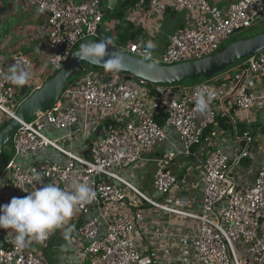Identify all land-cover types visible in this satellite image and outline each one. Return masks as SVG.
Returning a JSON list of instances; mask_svg holds the SVG:
<instances>
[{
    "label": "built area",
    "instance_id": "obj_1",
    "mask_svg": "<svg viewBox=\"0 0 264 264\" xmlns=\"http://www.w3.org/2000/svg\"><path fill=\"white\" fill-rule=\"evenodd\" d=\"M27 1L30 10L46 16L43 26L46 40L40 41L38 47L52 74L62 68L80 43L100 37L105 16L102 0ZM171 1L178 10L188 12V22L169 36L168 48L160 57L151 53L150 61L164 65L210 56L241 31L251 29L259 21L264 22V0H239L226 9L210 0ZM154 5L159 7L161 3L156 0ZM42 6L46 10L40 13L38 10ZM2 47L0 41V50ZM125 49L146 59V46L142 41L132 42ZM30 62L27 55L15 60L17 66L25 69ZM239 66L264 77V50L249 56ZM78 69L81 81L67 83L54 105L21 121L11 140L14 154L0 174V193L2 188L9 187L19 190L24 197L29 194L27 191L42 188L49 182L65 191L71 190L75 182H86L96 192V197L76 208L82 214L79 235L86 242L80 258L91 259L92 264H141L144 250L139 246L140 236L147 234L150 246L154 245L153 239H160L162 227H153L141 212L134 210L137 201L162 213L179 214L187 221L196 222L195 229L182 234L176 257L186 259L188 264H264V164L260 165L255 178L241 180L232 174L230 151L217 143L200 163V207L190 209V202L183 199H161L182 189L180 179L170 170L171 162L178 155L192 156L206 130L217 124L222 112H249L263 107L264 83L259 90H251L244 84L246 75L239 73L235 75L238 84L214 85L209 80L211 77L193 85H179L182 90L179 94L145 99L126 85L120 72L94 71L83 65ZM230 70L223 71L225 80L233 79L228 74ZM8 73L0 63V128L15 117L21 103L22 90L5 78ZM27 84L32 90L40 86H35L31 78ZM139 84L146 86L147 82L140 79ZM203 86L214 87L217 94L208 111L200 114L195 110V101ZM225 94H230L226 108L218 103ZM84 108L116 112V121L107 133L91 141L90 158L75 154L62 144L63 140L73 138ZM159 116H163V124L159 123ZM44 129L62 133L53 137ZM97 129L93 122L85 121L86 138ZM168 129L177 133L181 148L168 150L157 159L153 187L160 198L156 199L141 192L124 172L139 166L146 149L168 140ZM244 135L252 139L248 132ZM48 149L62 152L66 160L42 165L26 164L23 160L27 154H41ZM238 151L243 158L253 156L250 150ZM254 171L255 168L249 166L246 174L252 175ZM2 204L6 202L0 195ZM180 234L175 230L172 236ZM51 236L52 232L44 240H33L24 249H16L9 236V245L0 241V264H43L34 245L47 244ZM190 250L194 256L185 258Z\"/></svg>",
    "mask_w": 264,
    "mask_h": 264
},
{
    "label": "crops",
    "instance_id": "obj_2",
    "mask_svg": "<svg viewBox=\"0 0 264 264\" xmlns=\"http://www.w3.org/2000/svg\"><path fill=\"white\" fill-rule=\"evenodd\" d=\"M120 1L121 0L118 1L109 15L105 13L100 29V37L97 39L101 38V33L108 34L110 36L109 41H111L112 44L123 48H127L130 43L135 41H142L146 46L147 42L151 40L156 44V48L151 51L152 55L160 57L168 48L169 36L188 22L187 13L178 10L172 4L171 0H158L161 3L159 7H155L154 5L156 0H151L147 7L143 0L137 3H134L135 0H124L123 5H127V8L123 9L120 13H115L114 10L119 6L118 4H120ZM237 1L239 0H210V2L223 9H226L230 4ZM103 2V8L107 10L109 0H107V2L103 0ZM20 5L22 6H14L12 2L6 5L3 0H0V9L3 10L0 19L6 17L5 20L8 21L10 19L8 18L9 16L15 19L14 26H12L13 35L9 34L5 41L0 39L3 45L0 50V63L10 70L13 66H17L15 63L17 57L21 55L29 56L32 69L29 70L27 67V70L31 73V81L34 82L35 86L41 85L53 75L51 69H49L46 58L42 56L41 49L38 47L40 41L45 42L46 40L43 29L46 23V16L30 10L25 1ZM239 65L240 64L234 66L237 71L232 75V80L231 78L224 79L225 72L213 76L212 79H206L212 81L211 83H214V85H222V83L228 82L238 84L235 75L243 73V76L246 75L244 84L247 85L249 89L257 91L262 88L264 77L261 74L247 72ZM124 75L125 74L122 75L121 79L126 85L145 99H151L157 95H175L182 91L179 86L156 87L155 85L156 88L165 89L166 92L152 94L147 86L140 85L134 81L125 80ZM80 76L81 75L73 82L81 81ZM29 88L32 90L31 87ZM229 100L230 94H225L218 103L221 107L226 108L229 105ZM262 110H264V106L255 107L249 112L239 110L222 112L220 116L223 117V119L217 121L214 127L206 130L202 143L194 148L192 156L187 157L178 155L176 159L171 162L170 170L180 179L182 189L175 195H166L161 197V199H183L184 201L190 202L188 204V206L191 207L190 209H198L202 203V170L200 163L201 160L213 150L217 143L230 151L233 175H236L241 180L255 178L260 165L264 164V113L261 112ZM81 116L82 119L80 124L74 128L73 138L63 140L62 144L75 154L90 158L91 141L107 133L109 130L107 127L111 126L116 121V112L115 110H102L100 108H84ZM160 118H163V116H159L158 121ZM86 120L93 122L97 128L102 126L99 130V134H96V130L89 138L85 137L84 124ZM235 121L238 124L237 126ZM44 130L49 132V135L53 137H58L62 133L51 129ZM166 131L168 140L146 149L143 153V161L139 166L124 172V176L135 184L141 192L147 193L156 199L160 198L159 195L156 192H154V196L150 194L152 191L147 183H145L144 178L139 175L138 171L146 167L149 163H153L156 168L157 159L160 158L164 152L168 150H179L181 148V140L177 133L171 129ZM213 132H217V135H213ZM245 132L249 133L252 138L251 140H248V137L244 135ZM242 149L250 150L253 156L243 158L241 156L242 152L238 151ZM23 160L26 164L36 163L42 165L56 160L65 161L66 156L56 149H48L41 154H27L24 156ZM249 166L255 168L252 175L246 174V170ZM2 191L0 195L6 203H9L13 197H23L17 189L4 187ZM130 194L135 196L133 192H130ZM135 209L141 212V215H143L153 227L160 226L163 229L160 239H153V246H150V238L147 234L143 233L138 239L140 248L144 250V258L141 264H188L186 259L181 257V259H179L176 257L181 248L180 241L182 234H188L192 229H195L194 226L196 222L187 221V218L179 214L162 213L145 202L137 201L134 207V210ZM81 220L82 214L75 208L68 224L62 225L57 229L58 234L52 244H50L49 241L47 244L37 243L34 245V249L43 259V264H92L91 259L80 258V251L86 243L80 238L78 231ZM69 228H71V231H68ZM57 230L53 231L52 235ZM175 230L180 231L181 234L172 236ZM8 231L9 230L0 228V241L4 245H9L7 236ZM185 255V258L188 259L193 257V250H190Z\"/></svg>",
    "mask_w": 264,
    "mask_h": 264
},
{
    "label": "water",
    "instance_id": "obj_3",
    "mask_svg": "<svg viewBox=\"0 0 264 264\" xmlns=\"http://www.w3.org/2000/svg\"><path fill=\"white\" fill-rule=\"evenodd\" d=\"M119 0H109V6L105 13L109 15L111 10L115 8ZM101 6H104L102 0ZM110 40L108 34L101 33V38H94L86 43L96 42L100 40ZM84 44V43H83ZM80 45L75 48L68 60L63 64L62 68L55 74L44 81L38 88L30 90L28 84L19 86L22 90L16 115L0 130V156L2 155L6 146L11 142L14 134L19 128L22 120L31 119L37 113L54 105L61 97L63 91L67 86L69 78L74 74L75 70L84 62L88 64L103 68L100 60H80L75 54L79 51ZM264 50V32L251 36L249 38H242L230 42L224 49L197 60L181 62L173 65H164L158 62H152L133 55L127 49L109 44L107 55L103 58L107 60L114 53H119L123 57L124 70L120 71L126 73L125 80L139 83L140 79L147 82V88L152 94L165 93V89H158L155 85H174L181 83L186 79L197 80L201 77L211 78L228 67L236 64L239 61H244L251 55L259 53ZM28 69H32L29 64ZM100 126L96 134H99ZM108 126L107 129H110ZM58 230L53 233L50 239V244L53 243Z\"/></svg>",
    "mask_w": 264,
    "mask_h": 264
},
{
    "label": "clouds",
    "instance_id": "obj_4",
    "mask_svg": "<svg viewBox=\"0 0 264 264\" xmlns=\"http://www.w3.org/2000/svg\"><path fill=\"white\" fill-rule=\"evenodd\" d=\"M45 10L42 6L38 11L43 13ZM110 43L107 39L84 43L75 54L80 60L103 61L101 66L105 71L120 72L124 70V61L119 53H114L107 60L103 59ZM155 48L156 44L149 40L145 50L146 59H152L151 51ZM5 78L14 85L23 86L31 78V73L22 66H13ZM216 94L214 87L203 86L197 92L195 110L200 114L208 111ZM40 179L38 176L37 181ZM27 192L29 194L24 197H13L9 203L0 205V228L9 230L8 237H12L16 249L28 247L33 240L46 239L49 233L68 224L79 204L90 203L96 197V192L86 182H75L69 191L48 183Z\"/></svg>",
    "mask_w": 264,
    "mask_h": 264
},
{
    "label": "rangeland",
    "instance_id": "obj_5",
    "mask_svg": "<svg viewBox=\"0 0 264 264\" xmlns=\"http://www.w3.org/2000/svg\"><path fill=\"white\" fill-rule=\"evenodd\" d=\"M3 1L5 2L6 5L9 2H12L14 4V6H18V7H21L22 5H20V4H22L25 1V3L28 6V1L27 0H3ZM106 2H107V0H106ZM119 3H120V4H118L119 6L114 10L115 13L116 12H118V13L122 12V9H123L122 6L124 4V0H121ZM185 12L188 15V12L187 11H185ZM1 14H3V10L2 9H0V16H1ZM5 18H1L0 19V39L3 40V41H5V39L8 37L9 34L13 35V27L12 26H14V23H15V19L14 18H11V16L8 17V18H10L8 21H6ZM263 32H264V22L259 21L251 29H246V30H243L240 33H238L236 37L255 36V35L260 34V33H263ZM94 38L95 37H91V38H89V40H93ZM232 39H234V38H232ZM229 41L230 40H228L226 43H228ZM86 42L84 41V42L80 43L79 45H81L83 43H86ZM9 57H12V56H9ZM36 60L39 61L38 59H36ZM86 63L87 62H85L84 64L82 63V65L85 66V67H87L88 69H91V70H94V71H101L102 70V69H99V67H94V66L91 67V66H89ZM234 66L235 65H233V66H231V67H229L227 69V70L232 69V70H230L228 72V74H230V75L235 74V68H234ZM124 74H126V73H124ZM74 77H76L75 74H73L69 78L68 83L70 81H72L74 79ZM203 80H204L203 77H201V78H199L197 80L186 79L183 82H181V84H183V85H193V84L197 83V81H203ZM160 85H164V84H160ZM261 112L264 113V110H262ZM261 116H262V114H261ZM8 145H10V144H8ZM8 149H9V147H8ZM155 170H156L155 165L153 163H149V164H147L146 167H144V168H142V169H140L138 171L139 172V175L144 178L145 183H147V185L149 186L150 190L152 191L150 193L152 196H154L155 195L154 192H156L155 189H154V187H153V174H154V171Z\"/></svg>",
    "mask_w": 264,
    "mask_h": 264
},
{
    "label": "trees",
    "instance_id": "obj_6",
    "mask_svg": "<svg viewBox=\"0 0 264 264\" xmlns=\"http://www.w3.org/2000/svg\"><path fill=\"white\" fill-rule=\"evenodd\" d=\"M140 0H135L134 1V3H137V2H139ZM150 1L151 0H143V2L145 3V6L147 7L148 5H149V3H150ZM127 6V5H126ZM125 5H123L122 6V8L123 9H126L127 7H126ZM122 9V10H123ZM249 37H251V36H247V37H234V39H232V40H230L228 43H225L223 46H222V48L220 49V50H222V49H224L230 42H232V41H234V40H239V39H242V38H249ZM85 63V62H84ZM83 63V64H84ZM240 63H242V61H239V62H237L236 64H234V65H237V64H240ZM86 64H88V63H86ZM89 66H91L92 67V65H90V64H88ZM82 66V65H81ZM80 66V67H81ZM233 66V65H232ZM95 67V66H94ZM231 67V66H230ZM229 68V67H228ZM227 68V69H228ZM99 69H102V70H105L104 68H99ZM226 69V70H227ZM57 72V71H56ZM55 72V73H56ZM54 73V74H55ZM120 73H122V72H120ZM74 74L76 75V77H74V79L72 80V81H70V82H73V81H75L78 77H79V74H80V71H79V69L77 68L76 70H75V72H74ZM122 74H124V73H122ZM204 80H206V78H204ZM69 82V83H70ZM197 82H199V81H197ZM68 83V82H67ZM68 83V84H69ZM179 85H183V84H181V83H176V84H174V85H156V87H171V86H179ZM159 89H161V88H159ZM223 119V117H219L218 118V121H220V120H222ZM234 121V120H233ZM8 122H5L4 124H2V126H1V128H0V130L7 124ZM159 123L160 124H163L164 123V120H163V118H160L159 119ZM235 123H236V126L238 125L237 124V122L235 121ZM242 126H244V125H242ZM230 128H232V127H230ZM238 136V135H237ZM10 145H7L6 146V148L4 149V151H3V153H2V155L0 156V174L4 171V169L6 168V166H7V164H8V162L10 161V159L12 158V156H13V154H14V148H13V144H12V141L9 143ZM8 147H9V149H8Z\"/></svg>",
    "mask_w": 264,
    "mask_h": 264
}]
</instances>
